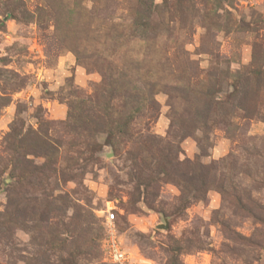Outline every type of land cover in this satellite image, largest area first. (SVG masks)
<instances>
[{
	"label": "rangeland",
	"instance_id": "374dc122",
	"mask_svg": "<svg viewBox=\"0 0 264 264\" xmlns=\"http://www.w3.org/2000/svg\"><path fill=\"white\" fill-rule=\"evenodd\" d=\"M0 264H264V0H0Z\"/></svg>",
	"mask_w": 264,
	"mask_h": 264
},
{
	"label": "built area",
	"instance_id": "2783aa9c",
	"mask_svg": "<svg viewBox=\"0 0 264 264\" xmlns=\"http://www.w3.org/2000/svg\"><path fill=\"white\" fill-rule=\"evenodd\" d=\"M115 216V213L111 210L105 217L106 226L109 229L106 234L105 242L108 249V256L114 261H120L124 257L125 253L115 237Z\"/></svg>",
	"mask_w": 264,
	"mask_h": 264
}]
</instances>
